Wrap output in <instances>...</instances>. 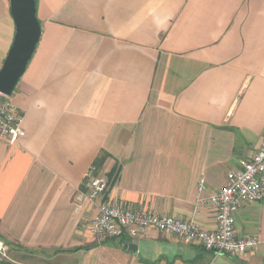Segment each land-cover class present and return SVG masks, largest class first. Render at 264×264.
Returning <instances> with one entry per match:
<instances>
[{
	"label": "crops",
	"instance_id": "crops-1",
	"mask_svg": "<svg viewBox=\"0 0 264 264\" xmlns=\"http://www.w3.org/2000/svg\"><path fill=\"white\" fill-rule=\"evenodd\" d=\"M37 16L11 95L26 133L0 140V264H264V198L236 213L259 239L243 256L156 229L103 239L97 206L74 203L103 158L101 201L216 229L200 180L211 197L264 141V0H37ZM15 32L0 0V69Z\"/></svg>",
	"mask_w": 264,
	"mask_h": 264
},
{
	"label": "built area",
	"instance_id": "built-area-1",
	"mask_svg": "<svg viewBox=\"0 0 264 264\" xmlns=\"http://www.w3.org/2000/svg\"><path fill=\"white\" fill-rule=\"evenodd\" d=\"M23 113L13 103L11 96L0 93V140L14 146L25 136ZM109 178L99 172L94 164L85 175L84 189L74 197L75 212L86 204L96 205L98 212L91 220L89 231L100 238H117L123 234L139 238L151 229L175 234L186 244H199L217 254L243 256L258 245L253 235H236V213L247 202L264 198V141L251 157L241 159L236 168L229 171L226 184L211 197L202 192L205 180L198 187L199 205L212 206L216 210L217 227L206 230L193 220L160 215L140 207L125 206L117 201H101L109 187ZM7 246L0 241V261L7 255Z\"/></svg>",
	"mask_w": 264,
	"mask_h": 264
},
{
	"label": "water",
	"instance_id": "water-1",
	"mask_svg": "<svg viewBox=\"0 0 264 264\" xmlns=\"http://www.w3.org/2000/svg\"><path fill=\"white\" fill-rule=\"evenodd\" d=\"M16 32L12 46L0 69V93L11 96L25 73L40 41L42 27L36 0H10ZM131 250H136L133 243Z\"/></svg>",
	"mask_w": 264,
	"mask_h": 264
},
{
	"label": "trees",
	"instance_id": "trees-1",
	"mask_svg": "<svg viewBox=\"0 0 264 264\" xmlns=\"http://www.w3.org/2000/svg\"><path fill=\"white\" fill-rule=\"evenodd\" d=\"M37 1V0H36ZM103 162V158H100L98 160V163H95V165L97 166L98 170H99V164H101Z\"/></svg>",
	"mask_w": 264,
	"mask_h": 264
},
{
	"label": "rangeland",
	"instance_id": "rangeland-1",
	"mask_svg": "<svg viewBox=\"0 0 264 264\" xmlns=\"http://www.w3.org/2000/svg\"><path fill=\"white\" fill-rule=\"evenodd\" d=\"M0 241H2L7 247H8V245L3 241V240H1L0 239ZM9 250V247L7 248V251ZM8 255V254H7ZM8 257H4V259L6 260Z\"/></svg>",
	"mask_w": 264,
	"mask_h": 264
}]
</instances>
